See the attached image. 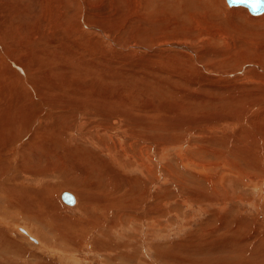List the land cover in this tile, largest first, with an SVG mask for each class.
Masks as SVG:
<instances>
[{"label":"rangeland","instance_id":"rangeland-1","mask_svg":"<svg viewBox=\"0 0 264 264\" xmlns=\"http://www.w3.org/2000/svg\"><path fill=\"white\" fill-rule=\"evenodd\" d=\"M64 1L0 0V59L4 62L0 61V102L10 99L14 90L20 88L22 82L17 73L29 76L23 83L35 86L29 89L33 96L39 88L42 101L45 100L42 96L61 95L59 102L48 99L45 104L68 108L77 104L83 108V119L87 120L81 127L83 133L99 128L104 142L98 144L100 149L84 146L80 144L82 140H72V146L75 143L76 150L98 154L99 160L108 162L106 172L112 177L104 178L101 162L81 173L69 159L66 176L61 177L57 171L46 170L48 156L44 155V149H24L20 142L5 148L6 162L12 166L20 162L19 167L23 169L15 176L16 191L23 194V189L44 190L48 186V206L54 203L64 208L58 215L69 221L57 226L48 217L33 220L19 210L14 211V206L3 197L0 199V212H3L0 214V264H28L29 258L19 255L23 248L38 257L35 261L42 259L49 264H264V90L263 84L249 81L253 77L248 68L259 65L252 61L258 55L243 43L246 38H256L249 45L264 47V39L258 38L262 26L257 29L247 6L228 8L235 19L233 24L220 23L218 11L204 8L207 0H138L137 5L134 0H85L86 4L77 3L78 0ZM222 1L221 5L232 6L227 0ZM93 2L94 6H90ZM93 15L98 17L92 20ZM247 18H252V22ZM51 23L63 25L66 33L55 37V42L67 44L47 56L48 46L43 47L44 40L52 37L53 30L48 31ZM40 31L48 37L38 36ZM228 31L235 38L228 40ZM35 35L43 40L38 46L41 52L33 45L34 40L30 47L22 49L23 53L17 51L18 46ZM65 38L76 44L70 45ZM177 43L187 45L189 50ZM164 44L166 48L160 49ZM216 53L223 56L217 57ZM243 53L249 56L248 61L240 57ZM231 55H235L236 61L222 62ZM261 56L264 58V54L258 58ZM192 57L193 65L184 63V58ZM177 59L183 63L173 64ZM45 60L49 62L47 76H51L49 82L55 91L50 90L52 84L42 82L40 86L41 69L37 64ZM240 63L243 64L231 75L222 73ZM60 64H66L63 69H67V81L71 80V84L64 81L62 85L63 73L53 71ZM8 68L16 70L12 79ZM245 77L249 80L241 81ZM7 82L11 85L7 86ZM59 88L68 92L66 97H62V90L57 91ZM39 98L30 116L37 113ZM172 107L175 112L170 113ZM40 112L43 117V110ZM3 113L17 112L1 107V118ZM109 117L120 122L112 119V123L104 125L101 121ZM128 117L133 119L130 127ZM10 122L12 127L8 124L10 127L7 125L4 129L3 144L18 138L13 139L12 134L17 128L18 136L23 131L12 119ZM102 124L105 130L101 129ZM27 137L33 145L36 131ZM54 140L50 144L39 142L45 148H52ZM168 140L182 146L184 151L179 154L176 148H168L163 162L158 149L151 145ZM106 145H116L115 161L106 154ZM59 146H54L49 155L52 164L62 152ZM87 161L92 160L87 158ZM131 164L135 165L132 169ZM148 164L152 177L143 168ZM164 167L172 168V173ZM21 172L29 177H21ZM161 175L166 177L162 180L158 178ZM11 177L8 171L5 178ZM64 192L74 197L73 206L63 203ZM16 198L14 195L13 200ZM79 199H86L88 204ZM76 221L84 223L85 233L78 231L81 225L70 227ZM22 227L45 244L38 246L34 237V242L30 237L26 240L25 235L19 234ZM66 231L73 235L74 241L66 238ZM14 249L16 254L10 252Z\"/></svg>","mask_w":264,"mask_h":264},{"label":"bare ground","instance_id":"bare-ground-1","mask_svg":"<svg viewBox=\"0 0 264 264\" xmlns=\"http://www.w3.org/2000/svg\"><path fill=\"white\" fill-rule=\"evenodd\" d=\"M135 2H136V4L135 5H137V2H138V0H134ZM166 1V0H165ZM66 2H68L67 0H65L64 1V3H66ZM71 2V1H70ZM174 2V1H173ZM19 3V2H18ZM36 3V2H35ZM77 3H83V4H86L87 3V1L85 2V0H78V2ZM227 3H228V0H227ZM94 2L93 3H90V6H94ZM221 4H223V1L222 0H207L206 2H205V4H204V8H211V11L213 12V11H218V16H219V21H220V23H222V22H224V21H226L227 23H233L234 24V21H235V19H232L233 17V14H232V12H229L228 11V8H233V9H235L236 7H239V8H244V7H240V6H245V5H232L231 7H228V6H224V5H221ZM229 4V3H228ZM13 5V4H12ZM36 5V4H35ZM74 5V4H73ZM77 5V4H76ZM88 5V4H87ZM86 5V6H87ZM178 5V4H177ZM81 6V5H80ZM37 7V6H36ZM66 7V9H69L70 10V7L69 6H65ZM85 7V6H84ZM12 8V7H11ZM79 8V7H78ZM88 8V7H87ZM248 8V7H247ZM247 8H245V9H247ZM65 9V10H66ZM81 9H82V7H81ZM95 9V8H94ZM137 9V8H136ZM249 9V8H248ZM247 9V10H248ZM64 10V11H65ZM74 10H77L76 8H74ZM84 11V10H83ZM138 11V10H137ZM249 11V10H248ZM77 12H78V10H77ZM87 12V11H86ZM250 12V11H249ZM79 13H81L80 11H79ZM79 13H76V14H79ZM85 13V12H84ZM16 14V13H15ZM92 14H94L93 12H92ZM250 14H251V17H253V20H254V23H256V26L258 25V27H257V29L259 28V27H261L262 26V28H260L259 29V32H258V34H259V36L260 37H258V38H261V40H263L264 39V13H261V14H252L251 12H250ZM84 15V14H83ZM7 16L9 17V16H11V15H8L7 14ZM7 16H6V18H7ZM208 16V15H207ZM213 16H214V14H213ZM217 16V17H218ZM92 17V16H91ZM94 17H95V15H93V18H92V20L94 19ZM98 16L96 15V17L95 18H97ZM194 16H192V18H193ZM141 18V17H140ZM144 18V17H143ZM208 18V17H207ZM211 18V17H210ZM221 18V19H220ZM83 19V18H82ZM87 19V18H86ZM144 19H146V18H144ZM213 19V18H212ZM211 19V20H212ZM230 19H232L230 22H229V20ZM248 19V21H251L252 22V18H247ZM6 20H8V22H9V19L7 18ZM5 20V21H6ZM88 20V19H87ZM86 20V21H87ZM143 20V19H142ZM208 20H210V19H208ZM214 20H215V18H214ZM5 21H4V23H5ZM82 21V20H81ZM140 21H141V19H140ZM144 22V21H143ZM213 22V21H212ZM87 24V23H86ZM65 25V24H64ZM67 25V24H66ZM214 25H215V23H214ZM14 26V25H13ZM90 26V25H89ZM94 26V25H93ZM242 26V25H241ZM240 26V27H241ZM205 27V26H204ZM87 28V27H86ZM89 28V27H88ZM99 28V27H98ZM37 30V28L35 29V31ZM52 30H53V33H52ZM107 30V29H106ZM5 31V30H4ZM48 31L49 32H51L52 34H50V35H52V37L49 39V38H47L48 36H46V34H44V33H42L41 31L40 32H38V36H40L41 38H47V39H45L44 40V42L46 43V45H44L45 47H43V48H46L47 46V50H46V53H45V55H49V54H54V51L56 50V49H62L64 46H65V44H67V43H65V41H64V43L65 44H59L58 42H55L56 41V38L55 37H60L61 36V33L63 32V33H66V31H64V27H63V25H57V24H55V23H51L50 25H49V28H48ZM96 31V30H95ZM94 31V32H95ZM102 31V30H101ZM62 33V34H63ZM80 33V32H79ZM104 33V32H103ZM94 34V33H93ZM105 34V33H104ZM9 35V34H8ZM49 35V36H50ZM227 35H228V37L229 38H227L228 40L229 39H233V38H235L234 37V34H230L229 33V31L227 32ZM31 36H32V33H31ZM65 36V35H64ZM105 36H106V34H105ZM216 36V35H215ZM251 36V35H250ZM82 38H83V36H82ZM225 39H226V37H224ZM236 38H238V37H236ZM246 38V37H245ZM66 40H67V42L68 43H70V45H71V43L72 44H76V43H74V42H72V41H70L68 38H65ZM256 39V38H255ZM255 39H252V38H246V40H242L243 41V43L244 44H246V47H248V49L249 50H253L254 49V53H256L257 55H258V57L261 55V54H264V47L263 46H261V45H253V44H251V45H249L250 43H251V41H255ZM23 40V39H22ZM35 41V43L33 44L34 46L36 45V49L37 50H41V48L39 47L38 48V46H39V42L40 41H43V40H40L39 38H36V35H35V38H29V41H24L23 43H22V45L21 46H18V48H17V51L18 52H20V53H23V51H22V49L23 48H26V47H30V43L32 42V41ZM237 41V40H236ZM51 42V43H50ZM230 42V41H229ZM135 43V42H134ZM168 43H170V42H168ZM168 43H166V44H168ZM238 43V42H237ZM240 43V42H239ZM242 43V44H243ZM171 44V43H170ZM177 44H179L180 46L182 45V44H180V43H177ZM229 44V43H228ZM64 45V46H63ZM184 45V44H183ZM183 45H182V47H183ZM67 46V45H66ZM161 47H160V49L161 48H163V47H165V44L164 45H160ZM172 46H176V44H172ZM171 46V47H172ZM187 45H185L184 47L185 48H187L188 49V46L186 47ZM230 46H231V44H230ZM233 46V48H235V46L234 45H232ZM31 47H32V45H31ZM114 47V46H113ZM170 47V46H169ZM183 47V48H184ZM238 47V46H237ZM236 47V48H237ZM240 47V46H239ZM136 48V47H135ZM166 48V47H165ZM164 48V49H165ZM191 48V47H190ZM33 49V48H32ZM60 49V50H61ZM174 49V48H173ZM231 49V48H230ZM39 50V51H40ZM189 50V49H188ZM194 51H195V49H193ZM226 50V49H225ZM233 49H231V51H232ZM236 50V49H235ZM44 51V50H43ZM237 51V50H236ZM239 51V50H238ZM41 52V51H40ZM161 52V51H160ZM221 52H223V51H221ZM7 53V52H6ZM10 52H8V54H9ZM43 53V52H42ZM218 53V52H217ZM217 53L215 54L216 56H217ZM68 54V53H67ZM189 54V53H188ZM221 54V53H220ZM220 54H218V56H220ZM232 54H233V51H232ZM246 54V53H245ZM244 53L241 55L240 54V57L241 56H243V59H245L246 60V58L247 57H249L248 55H245ZM248 54V53H247ZM73 54H71V56H72ZM183 55H185V54H183ZM182 55V56H183ZM190 55H191V53H190ZM193 55V54H192ZM222 56H223V54H221ZM227 55V54H226ZM70 56V55H69ZM165 56V55H164ZM215 56V57H216ZM217 56V57H218ZM235 55H231V56H227L228 58L227 59H224L222 62H225V64H227V61L228 60H230V59H232V60H235V57H234ZM57 57V56H56ZM183 57H186V56H183ZM221 57V56H220ZM219 57V58H220ZM257 57V58H258ZM67 58H69V57H67ZM74 58V57H73ZM195 58V57H194ZM238 58V57H237ZM257 58H254V60H252V61H254V63L255 64H259V65H257L256 67L255 66H253V69H251L249 66V68H248V73H250L251 75H252V77H253V79H250L249 80V78H247V77H245L246 79H243L242 78V80L241 81H244V80H249L250 82H252V83H255V84H263V86H262V90H264V58H262V56L260 57V58H258V60H257ZM3 58H1L0 59V61L2 62V63H4L3 62V60H2ZM35 59V61H36V63H38L37 62V59L38 58H33V60ZM75 60H76V58H74ZM184 59H186V61L184 62L185 64H191V65H193V57H192V59H190V58H184ZM223 59V58H222ZM260 59V60H259ZM44 60V59H43ZM70 60H71V58H70ZM75 60H73V61H75ZM257 60V61H256ZM72 61V60H71ZM220 61V62H221ZM236 61V60H235ZM237 61H238V59H237ZM246 61H248V60H246ZM250 61V60H249ZM252 61H250V62H252ZM173 62V64H181V63H183V61H178V59H177V61H172ZM221 62V63H222ZM1 63V64H2ZM11 63V62H10ZM10 63H7L6 65L8 66V67H10L11 68V64ZM41 63V62H40ZM47 63H49L47 60H45V62H43V63H41V65H39V64H37V66H39V68L41 69V71H40V74H41V77L39 78L40 80H41V82H40V86L42 87V82L43 83H47V84H52V83H50L49 82V80L51 79V76H47L48 74H50V72H49V69L47 68L48 66L46 65ZM60 63V62H59ZM239 63V62H238ZM169 64H170V62H169ZM197 64V63H196ZM241 64H243V63H240V64H236V67L234 68V69H226V70H222V73H228V75H231L233 72L232 71H234V70H237L239 67H240V65ZM252 64V63H251ZM255 64H253V65H255ZM53 65V64H52ZM66 65V64H65ZM65 65H58L57 67H53V71H60V72H62L61 74L62 75H60V77H62V79H61V81H60V83L62 84V85H65V82L64 81H66V83L67 84H69L70 82H71V80H68L67 81V69H63V68H65L66 66ZM175 65V66H176ZM50 66V65H49ZM169 66V65H168ZM173 66V65H172ZM247 66V65H246ZM46 67V68H45ZM205 67V66H204ZM15 68H17V67H15ZM50 68V67H49ZM56 70H55V69ZM220 68V67H219ZM9 69V68H8ZM206 69V68H205ZM208 69V68H207ZM14 70V69H13ZM43 70L44 71H46V72H44V76H42V74L43 73H41V72H43ZM106 70V69H105ZM51 71V70H50ZM9 72H10V76H9V78L10 79H12L14 76H13V74L16 72V70L13 72L12 71V69L10 70L9 69ZM18 72V71H17ZM60 72H58V74L60 73ZM20 73V72H19ZM22 74V73H21ZM46 74V75H45ZM6 75V74H5ZM15 75H17L18 77H19V79H20V81L22 82L21 84H20V88H16L17 90H14V92H13V96L10 98V99H8V100H4L3 102H0V109H1V107L3 108V109H7L8 110V108H10V109H12V110H14L15 112H17L16 114L15 113H13V115L11 116V115H9V114H6V113H3L2 114V118H1V116H0V199H3V197H6L8 200H9V203H10V206L12 205V206H14V211H16V212H18V210L20 211V212H22L23 213V215H27V216H29L31 219H33V220H37V221H41L42 219H43V217H48L49 219L48 220H53L56 224H57V226L59 225V224H63V221L65 222V223H67L69 220L67 219V218H65V220H63L64 218H60L59 217V213H58V211L59 210H61V209H64V208H62V207H59V206H57V205H55L54 203H52L51 204V206L49 207L48 206V204H47V202H48V198H47V196H48V193L50 192V188H46V187H48V186H46L45 188H44V190H36V189H33V190H30V191H28V190H24L23 189V194H21V192L19 191V192H17L16 191V188L18 189V187L15 185V179H16V177L15 176H18V172L19 171H21V170H23V169H21L20 167H19V165H20V162L18 163V164H16V165H14V166H12V164H8V162H6V160H7V158L6 157H4V154H3V150L5 149V148H7V147H10V146H13V144H16L17 142H20L22 145H24V149H29L30 150V148L32 147L33 149L32 150H34V148H40V150H42V149H44V150H42L43 151V153H44V155H46V156H48V165H47V167H46V170H48V171H57L58 173H59V175H61V177H64V176H66L65 175V171H66V167H68V166H66V163H67V161H68V159L70 160V161H73L72 163L73 164H75L74 165V167L76 166V168H75V170H77V171H79V172H81L82 173V171H88V166H90V167H94L95 168V166H96V164L97 163H100V165L103 167V175H104V178H106L107 180H109L111 177H112V175L111 174H109V173H107L106 172V170H107V168H108V162H106V164L105 163H103V160L101 161V160H99V158H97V156H98V154H95V153H90V152H86L85 150H79L80 148H78L77 150L74 148L75 146H76V144L75 143H73V146H72V140H82V142L80 143V144H82V145H84V146H90V148L92 147V146H94V147H97L98 146V144L99 143H102V142H104V140L102 139V136H103V134L100 132V130H98V129H91L90 130V132L89 133H87L86 132V134H84L83 133V131H82V129H81V127H82V125H84L83 123H85L87 120H86V118L85 119H83V115L85 114V112L84 111H82L83 110V108H82V110L78 107V105L76 104V105H73V107H71V106H69V107H71V108H68V107H65L64 105H65V103H66V98H65V103H64V107H61V106H57V107H54V106H50L49 104L47 105V104H45L44 103V101L45 100H50V102H53V103H56V102H59L60 100H62V98H61V95H59L58 97H56V98H50V96L49 95H46V96H42V99L44 98L45 100H41L39 97H41L40 95H39V93H38V89H37V91H35V96H33V93H30L29 92V89L30 90H32V88H35V86H32V83H31V85L30 84H24L23 82H26V81H28V79H29V76H27V78H26V76H20V75H18L17 73H15ZM40 76V75H39ZM53 76V75H52ZM43 80H45V82L43 81ZM36 81V80H35ZM30 82H32V81H30ZM29 82V83H30ZM7 86H9V85H11V83L10 82H7ZM37 84V83H36ZM71 84V83H70ZM76 85H77V83H75ZM33 85H35L34 83H33ZM37 86H39V84L37 85ZM44 86V85H43ZM71 86V85H70ZM16 87V86H15ZM45 87V86H44ZM51 87L52 88H50V90L52 89L53 91H55V87H54V85L52 84L51 85ZM82 87V86H81ZM84 87V86H83ZM73 88V87H72ZM80 88V87H79ZM1 89H2V87H1ZM1 89H0V93L2 92L1 91ZM71 89V88H70ZM74 89V88H73ZM73 89H72V92H73ZM10 90V89H9ZM42 90V89H41ZM60 90H62L61 88H59V89H57V91H60ZM250 89H247V90H245V91H249ZM63 91V95H62V97L63 96H65V94H67L68 92H66L65 91V89L64 90H62ZM81 91V90H80ZM85 91V90H84ZM44 92V91H43ZM49 92V91H48ZM70 92V91H69ZM250 92H252V90H250ZM5 93H6V91H5ZM10 93H11V91H10ZM76 93V92H75ZM80 93V92H79ZM253 93V92H252ZM49 94V93H48ZM74 95V94H73ZM237 95V94H236ZM77 96V95H76ZM94 96V95H93ZM1 97V96H0ZM5 97V95L4 96H2V98H4ZM66 97V96H65ZM68 97V96H67ZM72 97V96H71ZM216 97V96H215ZM37 98H39L40 99V104H38L39 105V108H37V113L36 114H34V116H30V113H31V109H32V107L33 106H35V102H38V99ZM73 98H76V97H74L73 96ZM78 98H80V97H78ZM107 98V97H106ZM263 98V97H262ZM260 99V98H259ZM48 100V101H49ZM68 100H70V99H68ZM68 100H67V102H68ZM75 100V99H74ZM73 100V101H74ZM64 101V100H63ZM71 101V100H70ZM63 103V102H62ZM260 103V102H259ZM67 104H69V103H67ZM37 105V106H38ZM56 105V104H55ZM60 105V104H59ZM260 106V105H259ZM181 108V107H180ZM180 108H179V110H180ZM40 110L42 111L43 110V117H42V115H40L41 114V112H40ZM5 111V110H4ZM91 112V111H90ZM173 112H175V110L173 109V107L172 108H170V113H173ZM11 113V112H10ZM86 113H88V114H90V116L89 117H92V114L91 113H89L88 111H86ZM107 113V112H106ZM243 113V112H242ZM94 114V113H93ZM110 114V113H109ZM114 114V113H113ZM99 115V114H98ZM9 117V118H8ZM103 117V116H102ZM37 118H39L38 120H36ZM95 118V117H94ZM11 119L13 120V122L15 123V124H17V126L19 127V126H22L23 127V131H21L20 130V135L18 136V128L16 129V127H14L16 130L14 131V133H12L13 134V139L14 138H17L16 140H12V142H6L5 144H3V143H1L2 141H4L3 140V138H4V129H5V127L9 124H12L10 121H11ZM91 119H93V117L91 118ZM99 119H100V117H99ZM103 119V118H102ZM113 119V120H112ZM101 120V119H100ZM111 120L112 121H119L120 122V120H118V119H116L115 120V117H109V118H106V120H105V122H104V119L101 121L102 123H104V125H106V124H110V123H112L111 122ZM126 121H127V125L130 127L132 124H133V119H131V118H126ZM100 122V123H101ZM237 122V121H236ZM212 123H214V122H212ZM15 124H14V126H15ZM189 124V123H188ZM219 124H221V122L219 123ZM8 125V126H9ZM103 124L101 125V129H104L105 130V126H104ZM183 125H185L184 123H183ZM187 125V124H186ZM208 125H212V124H208ZM216 125V124H215ZM11 126V125H10ZM9 126V127H10ZM24 126H27V129L24 127ZM100 126V125H99ZM123 126V125H122ZM145 126V125H144ZM12 127V126H11ZM84 127V126H83ZM93 127H95V126H93ZM135 127V126H134ZM13 128V129H14ZM117 128V127H116ZM124 128V127H123ZM192 128V127H191ZM20 129V128H19ZM199 129V128H198ZM213 129V128H212ZM212 129H211V131H212ZM10 130V129H9ZM123 130V129H122ZM193 130V129H192ZM209 130V129H208ZM214 130V129H213ZM35 132L36 131V139H35V141H34V143H33V145L31 144V143H29V140H28V138L29 137H27L31 132ZM207 131V130H206ZM208 132V131H207ZM255 133H256V131H254ZM203 133V132H202ZM88 134V135H87ZM132 134H133V132H132ZM207 134V133H206ZM61 135L62 136H64V137H61ZM104 135H107V133L106 134H104ZM197 135V134H196ZM86 136V137H85ZM10 137H11V135H10ZM124 137V136H123ZM120 138H122V137H120ZM230 138V137H229ZM25 139V140H24ZM55 139V140H54ZM205 139V138H204ZM50 140H54L53 142H52V144H51V146H52V148H45L44 146H42V144L41 143H43V144H45V143H49V142H51ZM39 141H41V143L39 142ZM230 141V140H229ZM78 142V141H77ZM114 142V141H113ZM118 142V141H117ZM147 143V142H146ZM149 143V142H148ZM205 143V142H204ZM207 143V142H206ZM9 144V146H7ZM50 144V143H49ZM60 144H63L62 145V147L61 146H59ZM108 144V143H107ZM122 144H123V142H122ZM213 144H215V143H213ZM21 145V146H22ZM56 145H58L59 147H61L60 149L62 150V152H61V154H60V156L58 155V157H57V162L56 163H54V164H52V160L50 159V154H51V152H52V150L53 149H55L54 148V146H56ZM134 145H135V143H134ZM151 145V144H150ZM114 146H116V145H113L112 147L111 146H109L108 147V145H106L105 146V150H106V154L107 155H110L111 157H113V160L115 161V159H114V156H115V147ZM130 146V145H129ZM138 146V145H137ZM152 147H155V148H157L158 149V151L157 152H160V154H161V156L159 157V159L160 160H162L163 162H164V160H166L167 159V157H166V150L168 151V148H171V149H174V148H176V150L179 152V154H182V152L184 151V149L182 148V146H178V145H176L175 143H173V142H171V141H167V142H157V143H155V144H153V145H151ZM226 146V145H225ZM224 146V147H225ZM228 146V145H227ZM49 147V146H48ZM103 147V146H102ZM151 147V148H152ZM98 149H100V147H97ZM204 148V147H203ZM228 148V147H227ZM191 149V148H190ZM205 149V148H204ZM204 149H202V150H204ZM150 150V149H149ZM23 151V150H22ZM123 151V150H122ZM143 151V150H142ZM146 151V150H145ZM30 152V151H29ZM103 152V151H102ZM124 152V151H123ZM156 152V153H157ZM166 152V153H165ZM63 153H65L66 154V156H64V154ZM142 152L140 151V154H141ZM155 153V154H156ZM199 153V152H198ZM24 154V153H23ZM201 154V153H200ZM97 155V156H96ZM137 155V154H136ZM142 155V154H141ZM220 155V154H219ZM125 156V155H124ZM159 156V155H158ZM200 156V155H199ZM248 156V155H247ZM250 156L251 155H249V158H250ZM109 157V156H108ZM132 157V156H131ZM154 157V156H153ZM87 158H89L90 160H92L91 162H88L87 161ZM126 159H128V157H126ZM204 159V158H203ZM251 159V158H250ZM148 160V159H147ZM199 160V159H198ZM149 161V160H148ZM253 161V160H252ZM127 162V161H126ZM145 162H147L146 160H145ZM17 163V162H16ZM125 163V162H124ZM140 163V162H139ZM144 163V162H143ZM117 164V163H116ZM123 164V163H122ZM134 164V163H133ZM133 164H131L129 167L132 169V166H135V165H133ZM195 164V163H194ZM94 165V166H93ZM106 165H107V167H106ZM124 166H125V164H123ZM142 164H139V166H141ZM149 165V164H148ZM148 165H146V166H143V168H145L144 170H146L147 172H148V177L150 176V177H152L153 176V172H151V168H150V165L148 166ZM209 165V164H208ZM205 166L206 165H204V169H205ZM24 167V166H23ZM160 168V167H159ZM162 168V167H161ZM169 168V167H168ZM167 167L165 168H163V169H166V170H170V172H171V169L172 168H169L168 169ZM201 168V167H200ZM218 168V167H217ZM111 169H113V168H111ZM137 169V168H136ZM207 170L208 169H210V168H206ZM220 169V168H219ZM201 170V169H200ZM8 171H11V178L9 179H7V178H5L6 177V175H7V173H8ZM27 171V170H26ZM140 171V170H139ZM165 171V170H164ZM181 171V170H180ZM209 171V170H208ZM47 172V171H46ZM67 172V171H66ZM141 172H143V171H141ZM167 172V171H166ZM174 172V171H173ZM205 172V171H204ZM25 173V172H24ZM23 172H21V177H24V178H26L25 176H28V174H24ZM172 173V172H171ZM199 173H200V171H199ZM47 174V173H46ZM177 174V173H176ZM238 174V173H237ZM38 175V174H37ZM43 175V174H42ZM144 175V174H143ZM170 175V174H169ZM31 176V175H30ZM44 176V175H43ZM171 176V175H170ZM175 176V175H174ZM251 176V175H250ZM29 177V176H28ZM31 177H33V176H31ZM166 177V176H165ZM165 177H163V175H161V177H158V178H160V179H164ZM178 177V176H177ZM238 177V176H237ZM254 177V176H253ZM252 177V178H253ZM125 178V177H124ZM147 178V177H146ZM239 178V177H238ZM27 179H30V178H27ZM256 179V178H255ZM124 180V179H123ZM151 180V179H150ZM252 180V179H251ZM116 183V182H115ZM257 183V182H256ZM108 184V183H107ZM15 185V186H14ZM101 185H102V183H101ZM258 185V184H257ZM154 187V186H153ZM108 188V187H107ZM228 188V187H227ZM178 189H180V190H184V188H181V187H179ZM258 190V189H257ZM39 191H41V192H39ZM216 192V191H215ZM180 193H181V191H180ZM16 196V197H18V198H16V199H14L13 200V196ZM45 195V196H44ZM71 195V194H70ZM50 196V195H49ZM48 196V197H49ZM56 197V194H54L53 195V198H55ZM50 198V197H49ZM155 198V197H154ZM159 198V197H158ZM20 199V200H19ZM36 199H39L40 200V202L39 203H37L36 202ZM156 199H157V197H156ZM73 200H74V198H73ZM157 200H159V199H157ZM160 200H162V199H160ZM62 201H63V203H66V204H68L69 206H73L74 205V203H75V200L73 201V203L72 204H69V203H67L63 198H62ZM79 201H82V203L84 204V202H85V204H88V201L85 199H83V200H80L79 199ZM21 204H20V203ZM186 202V201H185ZM156 205H157V203H156ZM155 205V206H156ZM40 206L41 207H43V209H40ZM167 206V205H166ZM84 207V206H83ZM203 209V208H202ZM222 210H224V209H222ZM43 211H46V212H44V213H42ZM120 212V211H119ZM116 213L117 214V216H118V218H121V213ZM203 212H205V211H203ZM41 214V215H39V214ZM0 214H3V212L1 211L0 212ZM43 216V217H42ZM48 220H46V221H48ZM72 222V221H71ZM64 223V224H65ZM92 223V222H91ZM90 223V224H91ZM89 224V225H90ZM81 225V227H80V229L78 230L79 232L81 231V230H83V233H85V228H84V223H79V222H75V223H70V227H73V228H78L79 226ZM94 225V224H93ZM88 226V225H87ZM90 226H92V225H90ZM29 229H27V228H24V227H22V228H19V234H23V235H25V236H27V237H25L24 236V238L26 239V240H28V238L30 237V240L31 241H33V237H34V235H33V237H32V235H31V233L29 234ZM32 231V230H31ZM6 233V232H5ZM66 233L68 234V236L66 237V238H69V240H71V242L72 241H74L75 239H73V235H71V233H68L67 231H66ZM80 235H83V234H80ZM81 237V236H80ZM80 237H78L77 239L79 240V238ZM39 243L37 244L38 246H43V244H45V242L44 241H42V240H40L39 239V237L38 238H36V237H34ZM71 238V239H70ZM64 238H62L61 237V240H63ZM65 240V239H64ZM34 242V241H33ZM97 243V242H96ZM95 243V244H96ZM6 244V243H5ZM47 244V243H46ZM1 245V244H0ZM97 245H98V243H97ZM35 246H36V244H35ZM3 247V246H2ZM4 247H6L7 248V250H8V246H5L4 245ZM96 247V246H95ZM217 247V246H216ZM231 247V246H230ZM45 248H47V246H45ZM236 248H238V247H236ZM254 249V248H253ZM252 250V249H251ZM255 250V249H254ZM254 250H252V251H254ZM237 251V250H236ZM11 253H17V250L16 249H14L13 251H10ZM10 252H8V253H10ZM52 252V251H51ZM251 252V251H250ZM263 252V251H262ZM245 254V253H244ZM19 255H22V256H24V257H26L27 259L29 258V263L28 264H49V263H47V262H45V261H42V259H40V261L38 262V261H35V260H38V257L37 256H35V255H32L31 253H28V252H25L24 251V248L22 249V251H20V254ZM3 256L4 255H2L1 256V258H3ZM242 256V255H241ZM42 261V262H41ZM262 263V262H261ZM14 264H16V262L14 263ZM21 264V263H20Z\"/></svg>","mask_w":264,"mask_h":264},{"label":"water","instance_id":"water-1","mask_svg":"<svg viewBox=\"0 0 264 264\" xmlns=\"http://www.w3.org/2000/svg\"><path fill=\"white\" fill-rule=\"evenodd\" d=\"M228 3L230 5H245L252 14L264 13V0H228ZM255 5H258V7ZM62 198L69 204H72L74 201V197L68 192H64Z\"/></svg>","mask_w":264,"mask_h":264},{"label":"clouds","instance_id":"clouds-1","mask_svg":"<svg viewBox=\"0 0 264 264\" xmlns=\"http://www.w3.org/2000/svg\"><path fill=\"white\" fill-rule=\"evenodd\" d=\"M256 7H258V5H255Z\"/></svg>","mask_w":264,"mask_h":264}]
</instances>
